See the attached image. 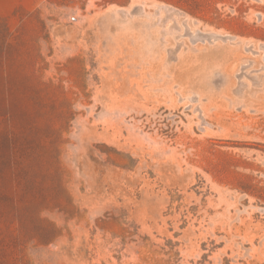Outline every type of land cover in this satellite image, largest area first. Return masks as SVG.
Masks as SVG:
<instances>
[{"label":"rangeland","instance_id":"1","mask_svg":"<svg viewBox=\"0 0 264 264\" xmlns=\"http://www.w3.org/2000/svg\"><path fill=\"white\" fill-rule=\"evenodd\" d=\"M0 264H264V0H0Z\"/></svg>","mask_w":264,"mask_h":264}]
</instances>
